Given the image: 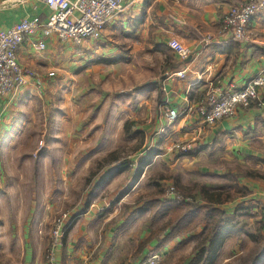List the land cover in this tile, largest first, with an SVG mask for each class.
I'll return each instance as SVG.
<instances>
[{"label": "crops", "instance_id": "0c3cea01", "mask_svg": "<svg viewBox=\"0 0 264 264\" xmlns=\"http://www.w3.org/2000/svg\"><path fill=\"white\" fill-rule=\"evenodd\" d=\"M248 1L126 0L102 37L88 38L81 46L52 36L45 40L46 49L39 50L40 35L25 38L17 51L19 63L37 71L44 85L40 89L29 80L15 95H0V250L8 264H46L43 240L61 203H25V196L23 203L20 198L15 203L14 193L55 185L58 175L72 190L87 177L84 201L74 203L77 209L56 249L58 264H138L154 253L161 255L162 264H240L257 245L251 233L224 237L207 261L209 253L199 259L209 246L207 223L168 238L170 227L156 231L167 216L155 218L141 198L124 202L137 194L146 170L160 158L217 192L226 190L212 185L214 177L230 178L238 168L263 174L264 116L254 104L212 125L198 112L210 96L238 90L264 72V12L253 19L249 41L220 33L229 8ZM50 13L45 0H0V30ZM208 34L211 43L204 40ZM172 37L192 49L190 58L182 60L170 49ZM167 105L179 113L173 123L166 118ZM61 127L71 131L59 135ZM126 127L129 141L121 136L122 144L141 137L127 155L129 161L99 168ZM50 131L56 135H46ZM176 141L190 143L191 153L172 149ZM40 142L45 145L41 150L58 155L62 163L56 168L42 159L40 178L31 180L27 172L18 173L14 160L27 159ZM98 160L102 163L95 169ZM45 175L49 182L42 181ZM239 183L247 195L221 196L216 207L234 213L239 203H264L263 178L244 175ZM195 197L206 201L200 190Z\"/></svg>", "mask_w": 264, "mask_h": 264}, {"label": "built area", "instance_id": "2783aa9c", "mask_svg": "<svg viewBox=\"0 0 264 264\" xmlns=\"http://www.w3.org/2000/svg\"><path fill=\"white\" fill-rule=\"evenodd\" d=\"M51 13L47 18L37 16L32 19L24 18L11 27L0 30V95L13 96L18 89L32 80L40 89L44 80L40 74L30 68L20 65L18 48L26 37L40 35L41 40L36 46L39 50L46 49V39L52 36L62 42H71L81 46L88 38L99 39L106 26L113 21L125 8L126 0H45ZM264 12V0H249L245 3L232 5L221 25L220 33L229 35L234 41H249L250 25L259 13ZM208 34L204 40L212 41ZM170 49L182 60L192 55V49L184 45L178 38L172 37L167 41ZM50 76L54 72L49 73ZM255 105L264 116V72L250 79L242 88L210 96L206 103L199 106V114L206 124H215L224 118L237 114L240 107ZM169 123L179 116L176 109L164 107ZM2 116L0 115V129ZM192 148L190 143L175 142L172 149L185 153ZM173 198L178 195L173 194ZM71 214V213H70ZM69 213L59 217L52 227L53 245L48 253V264H58L56 249L61 243L63 230L70 218ZM264 214V209H263ZM138 264H162L159 253L150 254Z\"/></svg>", "mask_w": 264, "mask_h": 264}, {"label": "rangeland", "instance_id": "374dc122", "mask_svg": "<svg viewBox=\"0 0 264 264\" xmlns=\"http://www.w3.org/2000/svg\"><path fill=\"white\" fill-rule=\"evenodd\" d=\"M176 38V37H175ZM181 41V40H180ZM182 42V41H181ZM183 43V42H182ZM184 44V43H183ZM185 45V44H184ZM188 47V46H187ZM190 48V47H189ZM100 88V92H101ZM100 99V98H99ZM99 99L94 100V103H97ZM99 105V104H98ZM62 133L59 135L66 136L71 129L61 127ZM85 129L82 128L83 132ZM41 132L45 131V128H41ZM91 129H89L88 132H90ZM96 129L94 130L95 134ZM127 127L124 128L123 132H119V136L117 132L113 133V137L115 134H117L115 138V147L114 145H110V148L113 147V150L109 152L108 159L104 161L102 165H99L98 167H102L105 164H116L113 167H116L117 165H125V162L129 161V158L127 155L130 151H132L133 148H135V145H137L138 141L141 139L139 134H137V140L136 141H130L128 144H122L123 138L125 140L129 137L126 135ZM46 135H56L52 131L47 133ZM123 136V138H121ZM129 141V140H126ZM177 142V141H176ZM121 143V145H120ZM42 142L38 143V150H30L27 152L28 157L27 159H15L14 160V168L17 169L18 173L20 171H23V174L27 172L28 178H31V180H35V178H40L38 176V172L40 171V168L42 167L41 163L43 160L48 158V162L51 164L52 167L57 168L62 161L60 160L59 156L55 154V157H52L50 155V152H47L46 150H41L43 146ZM120 145V146H119ZM29 148H34L32 145H28ZM124 153V154H123ZM24 153H21V156H23ZM120 157L118 159H114L116 157ZM128 158V159H127ZM102 160V159H101ZM105 160V159H103ZM102 160V161H103ZM108 162V163H107ZM102 163L100 160L95 162V169L97 168V164ZM120 163V164H119ZM112 167V166H110ZM106 168V167H105ZM183 171V170H182ZM238 171L233 176L229 177H214L212 178V185L218 186L222 185L227 190L226 193L224 191L222 192V197H227V193L232 195V199L234 197H241L244 195H247L249 192L248 189L243 188V186L239 183V177L244 175H247V177H252L251 175L254 173H249L246 168H238ZM248 172V173H247ZM259 172V171H255ZM260 173V172H259ZM264 176V172L262 174ZM264 180V177H262ZM92 177V176H91ZM15 178L19 179V176H16ZM196 179H200L199 177L195 175L189 176L188 174H185L181 172V168L178 166L173 167L172 163L166 162V160H163L160 158V160H157L156 163H154L150 168H148L145 172L144 178L141 181V186L138 188L137 194H133L132 198L130 197V202H124V203H131L133 201H137V199L141 198L143 203L150 197H160L161 199L166 200H172L177 203L183 202V200H193V197L196 195V193L200 190L199 186H202L199 182H196ZM48 180V181H47ZM50 176L45 175L43 182H49ZM41 181V179H40ZM55 181L57 182L55 185H49L46 186H34L35 190L28 191L26 193H14V201L15 203H18L17 200L19 199L20 203H23L24 196L27 198L25 200V203H61L59 205V209H56L55 213L53 214V217H51L48 221L47 227H48V233L44 236V244H45V251H44V260L43 263L48 264V253L50 251V248L53 245V233H52V227L54 225V222L56 219H58L61 216H64L65 213H71L70 217L75 213L77 209V203H83L85 198V184L87 183V177L86 179L80 184L76 186V190L68 189V186L65 183V180L62 176L58 175L55 177ZM86 181V182H85ZM198 186V187H197ZM54 187V189H53ZM212 187V186H210ZM45 188V189H44ZM49 188V190L47 189ZM173 188V194L178 195L180 198H177V196H174L171 193ZM34 191V192H33ZM211 192H215L210 190ZM24 192V191H23ZM23 196V198H22ZM231 199V200H232ZM72 203V204H70ZM76 203V204H74ZM238 209V210H237ZM264 203H261L259 205H254L250 203H239L238 207L236 208L237 217L234 218L235 225H237V228H242L241 232H249L252 235H259L262 234L264 236V230H261V226L264 224ZM235 213V212H234ZM233 215V213H230ZM70 219V218H69ZM49 245V246H48ZM4 246V244L2 245ZM2 246L0 249H2ZM264 248L263 244L252 245V247L247 251L246 255H243L245 257L249 258L245 259L246 263L252 262L250 260V257H256L258 253L262 252ZM0 250V264H8L10 261H8L9 257H6L2 254ZM260 257V256H259ZM243 258V257H242ZM242 258L240 261H242ZM261 258H264V255L261 256ZM264 260V259H263ZM247 263V264H248Z\"/></svg>", "mask_w": 264, "mask_h": 264}, {"label": "trees", "instance_id": "16d2710c", "mask_svg": "<svg viewBox=\"0 0 264 264\" xmlns=\"http://www.w3.org/2000/svg\"><path fill=\"white\" fill-rule=\"evenodd\" d=\"M190 153V151H187L182 154ZM262 162L264 164V160ZM252 176L261 177L262 174L256 172ZM199 189L203 197L206 198L205 202H199L195 196L192 201L183 200L181 203L161 199L160 197H150L144 201V206L152 211L155 218L168 217L167 222L156 230L157 232H162L170 227L171 232L167 236L168 238L191 232L201 224L207 223L209 246L202 249L199 259H202L205 253H209L205 260L210 261L211 258L213 259V254L216 252L218 246H222L223 238L233 232H241L242 228H237L238 226L235 225L237 222L235 223L234 218L238 215L236 211L231 215L227 211L216 207V204L221 201L220 197L223 195V191L211 192L204 186H199ZM226 192L224 191V193ZM227 199H232V195L227 193ZM261 230H264V224L261 226ZM255 237L258 244L264 245V236L262 234L255 235ZM263 255L264 248L256 257L254 255L250 257L252 264H259V256ZM245 259L249 261L248 257H243L240 264H247L248 262L246 263Z\"/></svg>", "mask_w": 264, "mask_h": 264}]
</instances>
